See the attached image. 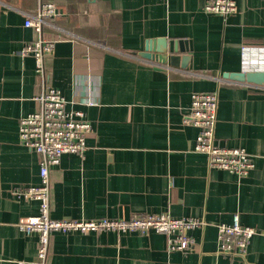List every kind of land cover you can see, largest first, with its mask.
<instances>
[{"label": "crops", "instance_id": "0c3cea01", "mask_svg": "<svg viewBox=\"0 0 264 264\" xmlns=\"http://www.w3.org/2000/svg\"><path fill=\"white\" fill-rule=\"evenodd\" d=\"M42 1L59 11L45 36L61 39L45 60L47 85L93 126L87 150L50 171L51 217L164 213L202 225L188 231L196 247L184 253L155 231L54 233L46 264H264V85L224 77L264 73V0H238L228 17L205 12L212 0ZM38 5L0 0V264L38 263V235L18 224L39 214V202L11 195L41 183L39 156L19 142V121L36 111L40 91L33 57L21 55L36 38L25 21ZM158 39L184 51L168 52L166 64L142 57ZM200 92L217 93L216 143L251 155L247 176L211 168L195 151L199 130L186 121ZM236 214L256 229L245 259L219 252V226Z\"/></svg>", "mask_w": 264, "mask_h": 264}, {"label": "built area", "instance_id": "2783aa9c", "mask_svg": "<svg viewBox=\"0 0 264 264\" xmlns=\"http://www.w3.org/2000/svg\"><path fill=\"white\" fill-rule=\"evenodd\" d=\"M238 0H212L205 6V12L223 17L238 12ZM59 16L54 3L39 0L36 11L26 17L25 27L33 29L36 38L27 43L22 56H31L35 61V72L39 79V93L34 97L37 109L19 121V142L39 156V176L37 186H20L11 190L17 200H36L39 214L20 220L18 227L26 235L37 234L38 263L46 264L50 253L51 236L54 233L81 234L113 232L148 233L155 231L167 237L170 252H189L196 247L188 231L201 227L192 218L177 219L168 214L138 213L130 219H82L56 220L51 217L50 171L60 164L64 154L82 155L87 150L86 139L92 131V124L86 120L83 111L67 108V101L60 90L47 85L45 60L52 56L60 38L45 36V27L53 26V19ZM86 105L97 103L90 99ZM218 112V95L214 93H194L191 98L186 123L199 130L195 151L205 154L211 168L222 169L239 177L247 176L254 168V162L243 148H226L217 145L215 127ZM256 229L242 226L239 215L232 224L219 226V252L228 257L245 259Z\"/></svg>", "mask_w": 264, "mask_h": 264}, {"label": "water", "instance_id": "95a60500", "mask_svg": "<svg viewBox=\"0 0 264 264\" xmlns=\"http://www.w3.org/2000/svg\"><path fill=\"white\" fill-rule=\"evenodd\" d=\"M182 42H169L167 39H158L157 41H148L145 52L142 53V57L148 60H158L163 64L167 63V53H175L178 51H184ZM157 54V55H156ZM171 63L175 64L174 57L171 58ZM225 78L238 82H248L254 85H264V73H237V74H225Z\"/></svg>", "mask_w": 264, "mask_h": 264}]
</instances>
